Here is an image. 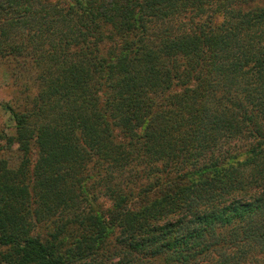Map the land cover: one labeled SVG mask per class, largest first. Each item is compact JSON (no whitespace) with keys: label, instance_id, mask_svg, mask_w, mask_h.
Masks as SVG:
<instances>
[{"label":"trees","instance_id":"obj_1","mask_svg":"<svg viewBox=\"0 0 264 264\" xmlns=\"http://www.w3.org/2000/svg\"><path fill=\"white\" fill-rule=\"evenodd\" d=\"M260 1L0 0V264H264Z\"/></svg>","mask_w":264,"mask_h":264},{"label":"rangeland","instance_id":"obj_2","mask_svg":"<svg viewBox=\"0 0 264 264\" xmlns=\"http://www.w3.org/2000/svg\"><path fill=\"white\" fill-rule=\"evenodd\" d=\"M260 1V0H259ZM255 5L263 6L264 0H261ZM18 94L17 88L13 85L7 69L4 66H0V159H7L12 167H16L21 162V155L17 147L11 150L7 149L6 138L15 135V122L11 114L3 109L4 104L14 103V99ZM161 175L152 176L149 179V183H153ZM106 206L109 205L103 202Z\"/></svg>","mask_w":264,"mask_h":264}]
</instances>
